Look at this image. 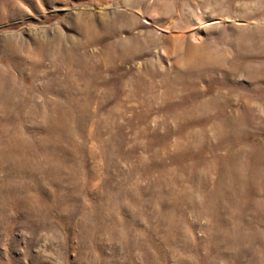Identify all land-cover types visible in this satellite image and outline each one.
<instances>
[{"label": "rangeland", "instance_id": "rangeland-1", "mask_svg": "<svg viewBox=\"0 0 264 264\" xmlns=\"http://www.w3.org/2000/svg\"><path fill=\"white\" fill-rule=\"evenodd\" d=\"M0 150V264H264V0H0Z\"/></svg>", "mask_w": 264, "mask_h": 264}, {"label": "bare ground", "instance_id": "bare-ground-1", "mask_svg": "<svg viewBox=\"0 0 264 264\" xmlns=\"http://www.w3.org/2000/svg\"><path fill=\"white\" fill-rule=\"evenodd\" d=\"M140 41V40H139ZM138 44V42L137 41H132V42H127V43H125V44H123L122 45V47L124 48V50H126V51H128V50H130V51H132V50H134V48H136V45ZM211 56L212 55H209L208 57H207V55H197L196 54V57H194V61L190 64V66H194L196 63H199L201 60H211ZM217 56V55H216ZM215 56H213L212 58H214ZM215 59H217L216 57H215ZM196 66V65H195ZM80 72V71H79ZM12 91V90H11ZM11 93V92H10ZM8 135V134H7ZM29 145V144H28ZM2 148V147H1ZM0 152H1V150H0ZM35 209V208H34ZM4 214V213H3ZM167 228V227H166ZM101 256V255H100Z\"/></svg>", "mask_w": 264, "mask_h": 264}]
</instances>
